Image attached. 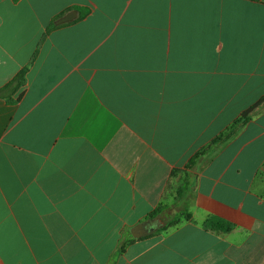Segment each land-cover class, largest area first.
I'll return each mask as SVG.
<instances>
[{
	"label": "crops",
	"instance_id": "obj_1",
	"mask_svg": "<svg viewBox=\"0 0 264 264\" xmlns=\"http://www.w3.org/2000/svg\"><path fill=\"white\" fill-rule=\"evenodd\" d=\"M21 71L0 94V264H264V106L185 170L264 97V0H0V90Z\"/></svg>",
	"mask_w": 264,
	"mask_h": 264
},
{
	"label": "trees",
	"instance_id": "obj_2",
	"mask_svg": "<svg viewBox=\"0 0 264 264\" xmlns=\"http://www.w3.org/2000/svg\"><path fill=\"white\" fill-rule=\"evenodd\" d=\"M78 10V9H75ZM80 12V17L79 19L87 16L89 14V12L87 10H79ZM64 14H62L61 16H63ZM60 16V17H61ZM59 17V18H60ZM57 19H55L56 21ZM55 21H53V23L51 24V30H54L57 28V26L55 25ZM25 71H21L19 73V75L10 83H8L7 86H5L3 89L1 88L0 90V94L3 91H6L7 89H10L12 86L14 87V90H16L17 88H20L23 86V84L25 83ZM264 106V97L261 98V100L259 102H257L254 106H252L251 108H249L248 110H246L245 112H243V114H241V116L234 121V123L224 132L222 133L220 136L216 137L214 140H212V142L207 145L205 148H203L201 151H199L198 153L195 154V156L187 163V165L185 166V170H190L192 169V167H195L196 164L199 162V159L206 154L210 148H212L213 146L216 145H221V144H225L228 141H230L232 138L235 137L236 132L241 129L242 127H244L250 120H251V115H253L259 108ZM181 174V173H180ZM176 176V173L173 174V177ZM162 211V206L161 208H159L158 210H156L155 212H153V214H151V218H154L157 215H160ZM185 219H189L190 216L188 214H185ZM181 222L180 219L174 220L172 222H170L166 228H170L173 226L178 225ZM203 227L205 230H220V231H224V232H230L231 230H233V225L225 222L224 220L220 219V218H210L207 221L204 222Z\"/></svg>",
	"mask_w": 264,
	"mask_h": 264
},
{
	"label": "rangeland",
	"instance_id": "obj_3",
	"mask_svg": "<svg viewBox=\"0 0 264 264\" xmlns=\"http://www.w3.org/2000/svg\"><path fill=\"white\" fill-rule=\"evenodd\" d=\"M212 151H214V150H212ZM211 151V152H212ZM203 166V162H201L199 165H198V167L197 168H200V167H202ZM183 178V182H185L186 183V180H187V175H185V174H182V177H181V179ZM185 183L183 184V186H181L180 187V190H179V194L180 195H183V194H186L187 195V192L185 193V189H186V185H185ZM191 184H192V181H191ZM184 200H185V198L183 199V200H181V201H179L177 204H175L174 206H169V207H166V208H164V210H163V213H162V215H163V218H164V221L166 222V223H170V222H172V221H174V220H177V219H182V218H185L184 216H185V214L186 213H177L178 212V206H180V208L182 207V205H183V203H184ZM181 222H182V220H181Z\"/></svg>",
	"mask_w": 264,
	"mask_h": 264
},
{
	"label": "water",
	"instance_id": "obj_4",
	"mask_svg": "<svg viewBox=\"0 0 264 264\" xmlns=\"http://www.w3.org/2000/svg\"><path fill=\"white\" fill-rule=\"evenodd\" d=\"M75 18V13L68 14L65 18L61 20L60 23H67L72 21ZM152 223L150 221L143 222L137 225L135 228L132 229L131 233L135 239H139L145 235H148L150 232L153 231L151 228Z\"/></svg>",
	"mask_w": 264,
	"mask_h": 264
}]
</instances>
